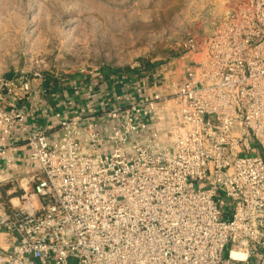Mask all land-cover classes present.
Masks as SVG:
<instances>
[{
  "label": "built area",
  "instance_id": "1",
  "mask_svg": "<svg viewBox=\"0 0 264 264\" xmlns=\"http://www.w3.org/2000/svg\"><path fill=\"white\" fill-rule=\"evenodd\" d=\"M184 48L182 80L111 87L41 130L22 106L40 78H0V175L20 141L38 168L0 200V264H264V0Z\"/></svg>",
  "mask_w": 264,
  "mask_h": 264
},
{
  "label": "rangeland",
  "instance_id": "2",
  "mask_svg": "<svg viewBox=\"0 0 264 264\" xmlns=\"http://www.w3.org/2000/svg\"><path fill=\"white\" fill-rule=\"evenodd\" d=\"M242 1L0 0V78L162 89L197 59L186 40L209 38Z\"/></svg>",
  "mask_w": 264,
  "mask_h": 264
},
{
  "label": "crops",
  "instance_id": "3",
  "mask_svg": "<svg viewBox=\"0 0 264 264\" xmlns=\"http://www.w3.org/2000/svg\"><path fill=\"white\" fill-rule=\"evenodd\" d=\"M111 85V83L108 84L106 82L98 91L96 89L87 91L82 88L63 89V87H60L52 88L47 92L45 88H42L45 87V84L40 82L39 90L35 91L34 95L27 102L22 101V106L26 107V109L33 107L36 110L34 115H29L30 128L41 130L48 122L53 120L55 112L70 115L75 110H81L88 100H91L95 104L98 101L99 103L107 101L106 95L110 91ZM117 90L121 92L127 91L119 87ZM58 131L59 129L56 128L54 132L49 133L50 141L56 138ZM16 147L17 152L14 155L16 159L14 167L5 169L4 178L0 175V179H4L0 183V199L1 197L5 198L3 201L15 198V202H17V197L22 193L21 186L32 191L34 186L33 178L38 174L37 165L29 160V149L25 141L18 142ZM2 168H4V165L0 164V169ZM18 189L19 192H17ZM12 244V238L5 231L0 230V254L10 253Z\"/></svg>",
  "mask_w": 264,
  "mask_h": 264
},
{
  "label": "trees",
  "instance_id": "4",
  "mask_svg": "<svg viewBox=\"0 0 264 264\" xmlns=\"http://www.w3.org/2000/svg\"><path fill=\"white\" fill-rule=\"evenodd\" d=\"M8 77H12L11 75H9Z\"/></svg>",
  "mask_w": 264,
  "mask_h": 264
}]
</instances>
